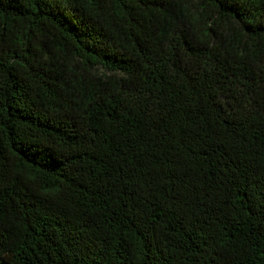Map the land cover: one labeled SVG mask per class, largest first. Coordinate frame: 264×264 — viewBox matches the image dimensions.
Here are the masks:
<instances>
[{
    "label": "trees",
    "instance_id": "trees-1",
    "mask_svg": "<svg viewBox=\"0 0 264 264\" xmlns=\"http://www.w3.org/2000/svg\"><path fill=\"white\" fill-rule=\"evenodd\" d=\"M0 264H264V0H0Z\"/></svg>",
    "mask_w": 264,
    "mask_h": 264
}]
</instances>
